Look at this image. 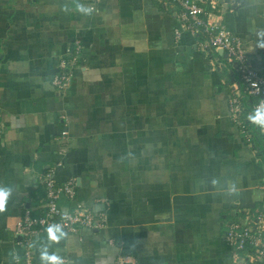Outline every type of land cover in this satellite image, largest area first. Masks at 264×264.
Returning <instances> with one entry per match:
<instances>
[{
  "label": "crops",
  "instance_id": "obj_1",
  "mask_svg": "<svg viewBox=\"0 0 264 264\" xmlns=\"http://www.w3.org/2000/svg\"><path fill=\"white\" fill-rule=\"evenodd\" d=\"M217 3L216 20L264 75V0ZM179 25L167 0H0V189L11 190L0 264H26L16 224L43 210L47 171L60 184L75 178L106 224L43 234L31 264H47L44 252L60 264H113L121 253L129 264H233L228 221L264 200V132L249 119L257 99L234 121L235 68L202 35L177 39ZM77 42L60 91L51 79Z\"/></svg>",
  "mask_w": 264,
  "mask_h": 264
},
{
  "label": "built area",
  "instance_id": "obj_2",
  "mask_svg": "<svg viewBox=\"0 0 264 264\" xmlns=\"http://www.w3.org/2000/svg\"><path fill=\"white\" fill-rule=\"evenodd\" d=\"M167 1L177 7V19L180 24L175 30L177 39L181 38L183 31L202 35L207 46L223 50L227 54L228 63L235 68L238 81L234 84L233 94L229 100L233 120L239 121L247 98L257 99L252 104L253 111L256 112L257 108L264 104V75L251 65L248 50L242 40L216 20L213 9L217 8V0ZM68 52L66 57L59 60L60 72L51 79L52 84L60 91H66L71 85L74 78L73 71L79 63L83 46L77 42ZM261 128L264 132V127ZM39 182L46 189V199L41 206L43 210L39 215H34L30 209H27L15 229L16 235L22 237L26 264L32 262L34 242L48 233L49 227L59 226L64 232L75 234L82 228L102 229L106 224L105 213L87 207L78 199L75 178L60 184L55 179L54 173L47 171L39 177ZM260 187L264 191V176ZM63 198L68 199V206L60 204ZM225 238L233 248V264H262L264 200L256 211H246L243 218L228 221ZM58 260L67 262L66 259ZM129 263H133L132 257L121 253L113 264Z\"/></svg>",
  "mask_w": 264,
  "mask_h": 264
},
{
  "label": "clouds",
  "instance_id": "obj_3",
  "mask_svg": "<svg viewBox=\"0 0 264 264\" xmlns=\"http://www.w3.org/2000/svg\"><path fill=\"white\" fill-rule=\"evenodd\" d=\"M81 12H89L90 9H80ZM259 47H264V43H260ZM249 119L255 123L258 124L261 127H264V104H262L259 108H257L255 112V116H250ZM11 190L4 188L0 189V208H3L8 196L10 195ZM57 232L60 233L59 236H57ZM48 234L49 239L52 241H57L60 238L65 236V233L61 230L59 226L49 227L48 228ZM42 259L47 262V264H60V261L58 260L57 256L51 255L49 256L46 252L42 253Z\"/></svg>",
  "mask_w": 264,
  "mask_h": 264
},
{
  "label": "water",
  "instance_id": "obj_4",
  "mask_svg": "<svg viewBox=\"0 0 264 264\" xmlns=\"http://www.w3.org/2000/svg\"><path fill=\"white\" fill-rule=\"evenodd\" d=\"M219 1L222 2V3L228 4L231 0H219ZM220 53H222L225 58L227 57V54L223 50H221ZM235 66H237V64H235ZM18 238L21 239L22 237L18 236Z\"/></svg>",
  "mask_w": 264,
  "mask_h": 264
},
{
  "label": "trees",
  "instance_id": "obj_5",
  "mask_svg": "<svg viewBox=\"0 0 264 264\" xmlns=\"http://www.w3.org/2000/svg\"><path fill=\"white\" fill-rule=\"evenodd\" d=\"M251 103V102H250Z\"/></svg>",
  "mask_w": 264,
  "mask_h": 264
}]
</instances>
